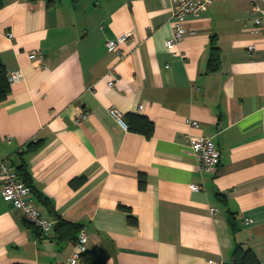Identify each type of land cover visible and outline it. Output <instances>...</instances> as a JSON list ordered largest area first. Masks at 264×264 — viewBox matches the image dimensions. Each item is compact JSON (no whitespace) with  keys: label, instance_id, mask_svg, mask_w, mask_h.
I'll use <instances>...</instances> for the list:
<instances>
[{"label":"crops","instance_id":"0c3cea01","mask_svg":"<svg viewBox=\"0 0 264 264\" xmlns=\"http://www.w3.org/2000/svg\"><path fill=\"white\" fill-rule=\"evenodd\" d=\"M2 3L0 61L22 79L0 103V164L24 167L31 205L55 225L42 238L2 200L0 176V264H67L81 228L106 264H232L236 245L264 264V31L250 33L249 1L188 17L180 57L165 47L167 0ZM110 108L146 117L152 135ZM200 136L219 152L214 172L191 154Z\"/></svg>","mask_w":264,"mask_h":264},{"label":"built area","instance_id":"2783aa9c","mask_svg":"<svg viewBox=\"0 0 264 264\" xmlns=\"http://www.w3.org/2000/svg\"><path fill=\"white\" fill-rule=\"evenodd\" d=\"M171 8L172 33L171 37L165 42L166 49L175 57L181 56L180 46L187 33L186 20L188 17H199L212 4L213 0H167ZM251 5L252 26L250 33L257 35L264 31V0H247ZM128 36H120L115 40H109L105 46L109 53H117V46L127 40ZM255 50L254 45H249L247 51L252 54ZM39 54L32 52L29 59H35ZM120 56V54H118ZM22 79L20 71L13 72L8 76L10 85ZM107 85L113 88L118 82L114 70L107 72ZM110 116L123 128L127 129L121 113L115 109L108 110ZM82 115L77 121L83 119ZM187 123L197 129L198 123L193 120H187ZM191 154L196 159L198 167L203 172H214L219 166V152L215 144L208 138L202 136L192 139L190 142ZM0 176L3 178V187L1 197L4 202L11 203L15 208L20 210L25 220L35 227L42 238H46L53 229L55 222L45 218L30 203L28 197L30 189L20 179L18 174L12 170L11 166L3 162L0 164ZM189 190L192 192H202L203 187L197 184H190ZM216 212L215 209L210 210ZM246 221L245 224H250ZM88 236L85 228H81L76 238L75 250L69 258L67 264H80L81 255L87 251ZM207 264H224L221 260L209 259Z\"/></svg>","mask_w":264,"mask_h":264},{"label":"trees","instance_id":"16d2710c","mask_svg":"<svg viewBox=\"0 0 264 264\" xmlns=\"http://www.w3.org/2000/svg\"><path fill=\"white\" fill-rule=\"evenodd\" d=\"M57 1L58 0H47L49 4H54ZM2 5H3L2 0H0V9ZM218 61H219L218 49L216 47H213L209 61L210 71H215L217 69ZM9 93H10V83L8 80V74L5 66L0 61V103H3L7 99ZM124 122L127 126V129L130 132L141 134L146 137H150L153 133V129H154L153 123L150 122L149 119H147L144 116L128 115ZM16 171L20 179L25 183V185L30 189L31 192V187L24 181L26 179H22V177L25 176L24 167L21 166ZM140 183L143 184L142 179ZM231 263L259 264V261L255 256V254L249 248H243L240 245H236L233 250V258ZM80 264H106V263L101 253V250L95 248L91 251L87 250L84 254L81 255Z\"/></svg>","mask_w":264,"mask_h":264}]
</instances>
